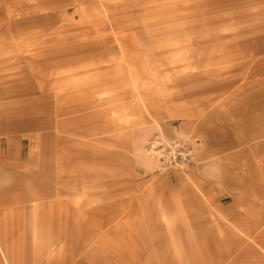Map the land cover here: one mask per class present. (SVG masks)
<instances>
[{
  "label": "rangeland",
  "instance_id": "obj_1",
  "mask_svg": "<svg viewBox=\"0 0 264 264\" xmlns=\"http://www.w3.org/2000/svg\"><path fill=\"white\" fill-rule=\"evenodd\" d=\"M7 134L35 157L0 171V264H264V0H0ZM176 138L192 162L158 172Z\"/></svg>",
  "mask_w": 264,
  "mask_h": 264
},
{
  "label": "crops",
  "instance_id": "obj_2",
  "mask_svg": "<svg viewBox=\"0 0 264 264\" xmlns=\"http://www.w3.org/2000/svg\"><path fill=\"white\" fill-rule=\"evenodd\" d=\"M10 59V58H9ZM112 82V79L109 77L104 76L103 78H101L95 85L94 88H99L101 86H107ZM93 88V89H94ZM49 97L52 98V95H48ZM75 97V93L74 92H58L55 95H53V98L57 101V102H67V103H73L67 107L62 108L59 106L58 108L54 109L55 114H67L70 112H75L77 110H79L80 107H78V105H76L74 103V100H72ZM72 100V101H71ZM81 109V108H80ZM49 111V109H48ZM40 125L45 124L46 121H44L43 118H39ZM17 127L16 124H14L11 128L15 129ZM36 139V138H35ZM22 140L23 139H18L17 137L14 136H9V134L5 135L4 137L0 136V171L2 172H10V171H15L16 168L18 167H22L24 166V163L26 160L28 161H32L33 158L35 157V151L33 150V146L30 143V147L26 150H24L23 146H22ZM29 140H33V137H29ZM33 166L29 168V170L25 171V177H28V180H30L31 182L33 181ZM85 176V175H84ZM89 176V174L87 175ZM29 177H31L29 179ZM41 178L44 179L47 183V187L50 183H52L54 185V189L51 187H48L46 189H42L41 193H39L37 196L38 198L40 197H45V196H49L50 194H53L56 196L57 194H59L60 192H62L63 190L65 191V185L68 182L69 176H65L61 173L58 174H54L51 170L49 171V169H47L46 171H43V173L41 174ZM73 179H74V175H73ZM77 179H75L73 182H75V184H77ZM32 191H30V195H24L23 197H21L20 199H9V202L12 203H17L19 201H24L25 203L32 201L33 199V195H32ZM6 199L2 198L0 199V202H5ZM20 209L18 207H14L11 206L10 207V211L8 212H1L0 211V252L2 254V256L7 260V253H5L3 250H10L12 251L14 248H10V246L8 248H6V244L9 245L10 242H12V244L16 245L17 242L19 241V236L22 235L23 229H24V224L21 223V218L22 215L24 214V212H22L21 210H17ZM1 217H5L4 219H8L10 220L8 224V226H6L5 231L7 233H3L2 232V223H1ZM5 226V224H3ZM9 237V239L7 238ZM6 238V239H5ZM1 245L3 247H1ZM10 256V255H9ZM8 256L9 260L11 259ZM13 261V259L11 260V262Z\"/></svg>",
  "mask_w": 264,
  "mask_h": 264
},
{
  "label": "built area",
  "instance_id": "obj_3",
  "mask_svg": "<svg viewBox=\"0 0 264 264\" xmlns=\"http://www.w3.org/2000/svg\"><path fill=\"white\" fill-rule=\"evenodd\" d=\"M158 143L156 151L158 172L181 170L192 162V142L189 138H176Z\"/></svg>",
  "mask_w": 264,
  "mask_h": 264
}]
</instances>
